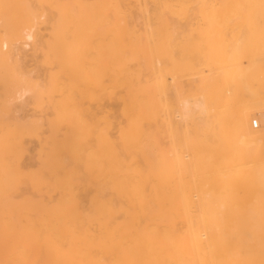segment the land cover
<instances>
[{
	"label": "bare ground",
	"instance_id": "6f19581e",
	"mask_svg": "<svg viewBox=\"0 0 264 264\" xmlns=\"http://www.w3.org/2000/svg\"><path fill=\"white\" fill-rule=\"evenodd\" d=\"M4 3L0 264H264V0Z\"/></svg>",
	"mask_w": 264,
	"mask_h": 264
},
{
	"label": "rangeland",
	"instance_id": "374dc122",
	"mask_svg": "<svg viewBox=\"0 0 264 264\" xmlns=\"http://www.w3.org/2000/svg\"><path fill=\"white\" fill-rule=\"evenodd\" d=\"M3 1V2H2ZM2 2V3H1ZM2 4V5H1ZM5 3H4V0H1L0 1V7H2V8H0V22L2 21V23H0V44L2 45V40L4 39V37L5 36H3L2 37V35H3V32L5 31V28H6V26L8 25V23H9V19H8V17H5L6 15V13H5V5H4ZM4 7V8H3ZM135 8H134V6H133V4H131V3H128L127 5H126V17L121 21L122 22V24H125V25H127L128 24V22H129V20H131L133 17H135ZM4 14V15H3ZM5 20H4V19ZM6 20H8V21H6ZM4 24V25H3ZM7 24V25H6ZM4 29V30H3ZM1 37H2V40H1ZM0 45V46H1ZM1 48V47H0ZM3 50V49H2ZM3 57V56H2ZM0 59H1V55H0ZM1 61V60H0ZM3 61V60H2ZM1 63V67L0 68H3V73H2V69H1V72L0 73H2V74H0V79H1V82H2V84L3 85H1L0 84V94H1V96L3 95L2 93H3V91H4V89L3 88H5L6 86H7V84H8V80L11 78V77H8L7 75H9L10 76V71H9V69H8V67H7V64L3 61V62H0ZM29 63V67H32L33 65H31V63H32V61L30 62H28ZM3 65V66H2ZM6 65V67H4ZM139 65V64H138ZM5 68V69H4ZM134 68H136V67H134ZM7 71V72H6ZM9 72V73H8ZM8 73V74H7ZM3 75V76H2ZM2 76V77H1ZM5 76V77H4ZM3 78H5L4 80H3ZM7 78H9L8 80H7ZM3 81H5V83L3 82ZM1 90H3V91H1ZM0 104H1V101H0ZM121 105H122V101H121V99L120 98H105V100H104V110H105V115L107 116V118H109V120L110 121H112V123L114 124V125H116V124H118L119 122H121L122 121V115L120 114V108H121ZM27 112H28V114H30L32 111H31V109L29 110H27ZM27 112H25V113H27ZM254 117V116H253ZM253 117H251L250 118V120H249V125H250V121L252 120V118ZM100 124V123H99ZM158 124H160V123H158ZM256 129V128H255ZM110 133L111 134H113V133H115V128H111V130H110ZM157 140H159L162 144H164V142H165V136L163 135V133H160V135L158 136L157 135ZM25 146H26V148H27V156H30V155H32V154H34L36 151H37V148H38V140L36 139V138H27V139H25ZM25 158V165H28V164H30L31 163V160L30 159H28L26 156L24 157ZM86 198V197H85Z\"/></svg>",
	"mask_w": 264,
	"mask_h": 264
},
{
	"label": "built area",
	"instance_id": "2783aa9c",
	"mask_svg": "<svg viewBox=\"0 0 264 264\" xmlns=\"http://www.w3.org/2000/svg\"><path fill=\"white\" fill-rule=\"evenodd\" d=\"M252 126H253V128H257V122L256 121H253L252 122Z\"/></svg>",
	"mask_w": 264,
	"mask_h": 264
}]
</instances>
